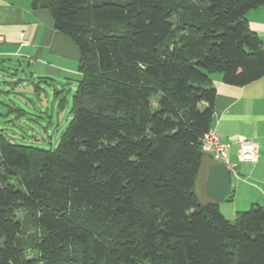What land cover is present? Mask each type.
Returning a JSON list of instances; mask_svg holds the SVG:
<instances>
[{"label": "trees", "instance_id": "16d2710c", "mask_svg": "<svg viewBox=\"0 0 264 264\" xmlns=\"http://www.w3.org/2000/svg\"><path fill=\"white\" fill-rule=\"evenodd\" d=\"M33 6L79 48L80 79L55 150L0 130V264H264V206L231 221L195 192L211 75L234 86L264 77L246 20L264 0Z\"/></svg>", "mask_w": 264, "mask_h": 264}, {"label": "crops", "instance_id": "0c3cea01", "mask_svg": "<svg viewBox=\"0 0 264 264\" xmlns=\"http://www.w3.org/2000/svg\"><path fill=\"white\" fill-rule=\"evenodd\" d=\"M246 20L264 49V6L248 12ZM0 35L5 39L0 44L2 96L8 93L4 86L12 84L10 80H14L21 69L24 73L25 65L32 69V75L53 80L78 73L79 48L69 36L55 30L49 10L34 7L33 0H0ZM10 71H14L13 77L9 76ZM211 79L216 89L211 130L230 144V161L237 164L239 178L232 176V199L218 202L224 217L233 221L239 212L255 205L264 206V77L245 86L224 83L221 73H213ZM20 81L15 82L16 86H20ZM243 140L257 144L256 162L239 161ZM214 164L210 156L206 157L197 177L195 192L202 203L212 201L206 185L209 169Z\"/></svg>", "mask_w": 264, "mask_h": 264}, {"label": "rangeland", "instance_id": "374dc122", "mask_svg": "<svg viewBox=\"0 0 264 264\" xmlns=\"http://www.w3.org/2000/svg\"><path fill=\"white\" fill-rule=\"evenodd\" d=\"M23 71L21 69L14 77V71H10L9 76L14 80H10L12 84L4 86L8 91L7 96L0 94V130L12 143L55 150L72 121L73 97L80 75L67 74L62 79L56 77L53 80L32 75V69L26 65ZM18 80H21L19 87L16 86ZM2 82L0 85H3ZM18 216L21 218L22 213ZM25 239L30 241V235Z\"/></svg>", "mask_w": 264, "mask_h": 264}, {"label": "built area", "instance_id": "2783aa9c", "mask_svg": "<svg viewBox=\"0 0 264 264\" xmlns=\"http://www.w3.org/2000/svg\"><path fill=\"white\" fill-rule=\"evenodd\" d=\"M4 37L0 35V44L4 42ZM202 150L210 156L216 163L224 164L232 176L238 177L237 164L230 161V144L222 141L219 134L215 131H209L201 140ZM258 156V146L253 141L243 140L240 143L238 159L240 162H256Z\"/></svg>", "mask_w": 264, "mask_h": 264}, {"label": "water", "instance_id": "95a60500", "mask_svg": "<svg viewBox=\"0 0 264 264\" xmlns=\"http://www.w3.org/2000/svg\"><path fill=\"white\" fill-rule=\"evenodd\" d=\"M206 192L215 202H222L231 194L232 175L224 164L216 163L210 167Z\"/></svg>", "mask_w": 264, "mask_h": 264}]
</instances>
